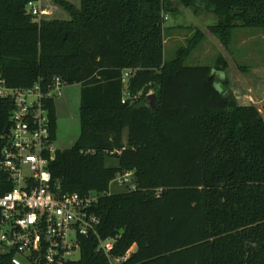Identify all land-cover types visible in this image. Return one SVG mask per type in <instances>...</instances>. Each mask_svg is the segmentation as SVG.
<instances>
[{
  "label": "trees",
  "instance_id": "1",
  "mask_svg": "<svg viewBox=\"0 0 264 264\" xmlns=\"http://www.w3.org/2000/svg\"><path fill=\"white\" fill-rule=\"evenodd\" d=\"M37 1L0 0V74L10 89L56 77L80 86L78 138L49 170L62 193L95 196L100 224L69 264H110L105 240L114 258L130 250L122 264H264V107L236 102L217 75L222 57L186 65L199 29L163 55L176 4L213 14L207 31L227 49L235 29L264 28V0H53L69 19L50 21L29 12ZM12 108L0 98V158ZM48 109L54 142V101ZM129 171L134 187L111 192Z\"/></svg>",
  "mask_w": 264,
  "mask_h": 264
},
{
  "label": "built area",
  "instance_id": "2",
  "mask_svg": "<svg viewBox=\"0 0 264 264\" xmlns=\"http://www.w3.org/2000/svg\"><path fill=\"white\" fill-rule=\"evenodd\" d=\"M27 8L34 16L43 14L34 3ZM127 78L123 73V83ZM64 86L56 77L45 87L10 89L0 74V98L13 102L0 158V190H5L0 195V264L77 261L74 255L78 252L80 257V240L95 235L100 224L91 211L95 196L62 193L49 170L55 151L48 105ZM132 179V171L124 172L113 183L133 188ZM113 246L114 240L99 241L97 250L110 264L124 263L130 250L114 258Z\"/></svg>",
  "mask_w": 264,
  "mask_h": 264
},
{
  "label": "rangeland",
  "instance_id": "3",
  "mask_svg": "<svg viewBox=\"0 0 264 264\" xmlns=\"http://www.w3.org/2000/svg\"><path fill=\"white\" fill-rule=\"evenodd\" d=\"M172 1L175 2V0ZM68 2L75 7L80 5V0ZM176 6L178 12L186 10L189 16L186 15L187 12L180 18L177 13L166 14L168 16L164 22V59H171L179 46L186 45L187 39L191 37L194 30H202L204 40L192 51L186 60V65L213 67L217 64V58L222 57L226 61L227 68L225 72L217 74L220 81L226 79L228 91L233 94L238 104L252 105L262 113L264 107V28L235 29L231 44L226 49L215 36L207 31V27L216 22L213 14L199 10L195 15L183 6L178 4ZM41 9L44 10L41 17L47 21L69 19L67 12L56 5L53 0H41ZM178 21L185 28L172 30L171 28ZM188 25L189 28H186ZM216 87L222 89V83L216 84ZM79 102L80 86L78 84L65 85L60 95L55 98L57 130L53 142L54 151L70 149L75 144L80 130ZM124 190H126L124 187L115 183L110 186L111 192ZM74 259H79L78 252L75 253Z\"/></svg>",
  "mask_w": 264,
  "mask_h": 264
},
{
  "label": "crops",
  "instance_id": "4",
  "mask_svg": "<svg viewBox=\"0 0 264 264\" xmlns=\"http://www.w3.org/2000/svg\"><path fill=\"white\" fill-rule=\"evenodd\" d=\"M66 1H71V0H66ZM34 5L35 6H37L38 8H39V10H41V11H44V10H42L41 9V0H38L36 3H34ZM80 6V5H79ZM184 8V7H183ZM182 9V8H181ZM185 9H188V8H185ZM189 11H192L191 9H188ZM184 11V12H183ZM183 11H179L178 13H177V15H178V18H180L181 16H185L184 15V13H186V15H188V11H186V10H183ZM199 12V11H198ZM192 13H194L193 11H192ZM195 14V13H194ZM196 15V14H195ZM167 16L168 15H165V20L167 19ZM189 16V15H188ZM180 28H185V26L184 25H181L180 23H179V21H178V23L173 27V28H171L172 30H174V29H180ZM186 28H189V25L188 26H186ZM200 30V29H199ZM200 31H202V30H200ZM164 45H165V41H164ZM180 47V46H179ZM124 139H126V135L124 134Z\"/></svg>",
  "mask_w": 264,
  "mask_h": 264
},
{
  "label": "water",
  "instance_id": "5",
  "mask_svg": "<svg viewBox=\"0 0 264 264\" xmlns=\"http://www.w3.org/2000/svg\"><path fill=\"white\" fill-rule=\"evenodd\" d=\"M148 101H149V106L151 108V110H155L156 107V98L154 94H150L148 95ZM8 130L4 131V136H7Z\"/></svg>",
  "mask_w": 264,
  "mask_h": 264
}]
</instances>
